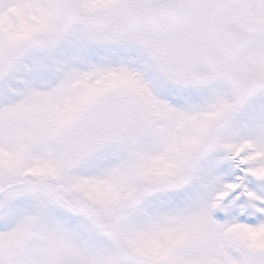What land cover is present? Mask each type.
I'll use <instances>...</instances> for the list:
<instances>
[{"label": "snow or ice", "instance_id": "6c2138e0", "mask_svg": "<svg viewBox=\"0 0 264 264\" xmlns=\"http://www.w3.org/2000/svg\"><path fill=\"white\" fill-rule=\"evenodd\" d=\"M0 264H264V0H0Z\"/></svg>", "mask_w": 264, "mask_h": 264}]
</instances>
